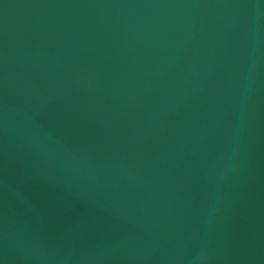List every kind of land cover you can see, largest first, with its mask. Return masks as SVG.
I'll use <instances>...</instances> for the list:
<instances>
[{
    "label": "water",
    "instance_id": "obj_1",
    "mask_svg": "<svg viewBox=\"0 0 264 264\" xmlns=\"http://www.w3.org/2000/svg\"><path fill=\"white\" fill-rule=\"evenodd\" d=\"M0 264H264V0H0Z\"/></svg>",
    "mask_w": 264,
    "mask_h": 264
}]
</instances>
